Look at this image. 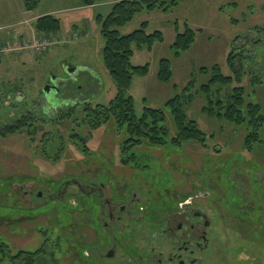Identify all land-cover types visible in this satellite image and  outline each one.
<instances>
[{
	"label": "rangeland",
	"instance_id": "374dc122",
	"mask_svg": "<svg viewBox=\"0 0 264 264\" xmlns=\"http://www.w3.org/2000/svg\"><path fill=\"white\" fill-rule=\"evenodd\" d=\"M34 1L36 7L30 15L53 12L60 31L43 35L51 42L46 55L32 49V39L21 53L0 55V128L26 113L36 120L30 122L33 127L0 138V241L11 254L34 253L44 246L47 255L53 252L57 264H99L96 252L83 246L86 229L79 219L76 184L87 172L94 177L91 174L97 168L120 167V136L111 128L90 133L73 119L58 122L57 117L77 104L106 106L114 98L116 90L103 66V40L96 18L105 17L117 0L83 7L78 0ZM23 8V0H0V37L17 31L30 17L21 14ZM142 23L148 24L147 33L160 31L164 41L151 51L133 53V66H149L147 76L133 78L129 91L136 117L144 107L163 109L165 101L179 94L192 76L199 85L206 83L208 77L198 74L201 67L217 65L223 75L231 76L226 59L232 47L245 48L241 54L251 58L245 63L240 86L245 90V102L259 105L264 114V83L249 85L252 76L264 81V0H182L166 13L142 11L118 32L128 35ZM175 23L180 32L186 24L197 35L190 50L177 59L171 51ZM162 59L171 62L168 84L157 80V64ZM66 66L74 73L68 74ZM51 77L57 91L44 94ZM233 87L238 85L221 88V93L212 94L213 100H225ZM199 100L196 98L187 116L207 135L205 147L194 142L144 146L135 151L144 169L133 173L129 168L124 175L117 170L112 175L119 189L132 183L140 187L145 182L148 190L155 191L167 181L173 196H180L182 189L214 192L220 198L214 207L227 216V223L214 215L208 249L201 255L203 264H264V128L259 132L262 143L250 152L243 150L245 127L205 116L201 112L204 103ZM166 126L172 136L169 118ZM84 148L89 153H83ZM64 182L68 185L65 196L48 199L43 205L42 200L23 193L41 190L44 197L48 190L55 196ZM239 199L245 203L242 211L226 215V206L236 205ZM90 226L92 230L96 227Z\"/></svg>",
	"mask_w": 264,
	"mask_h": 264
},
{
	"label": "trees",
	"instance_id": "16d2710c",
	"mask_svg": "<svg viewBox=\"0 0 264 264\" xmlns=\"http://www.w3.org/2000/svg\"><path fill=\"white\" fill-rule=\"evenodd\" d=\"M102 1L78 0L81 6H94ZM181 1L117 0L105 17L97 16L96 21L103 40V66L115 86V96L106 106H92L89 103L77 104L58 113V122L73 119L77 126H84L90 133H103L109 128L115 131L121 141L118 146V157L121 164L133 169V173H136V169L142 168V165L138 164V159L141 157L135 154V151L143 149L144 146L159 148L171 145L175 147L185 142H194L205 147L207 135L198 128L195 120L187 116L196 98L203 101L201 112L205 116L234 127H245L246 132L241 144L243 150L250 152L256 145L262 143L259 132L264 128V114L259 105L245 102V90L240 86L245 63L251 59L241 54L245 48L237 50L232 47L228 54L226 64L232 72L231 76L223 75L217 65L201 67L198 74L201 77H208L206 83L199 85L196 83L195 76H192L179 94L165 101L163 109L144 107L141 116L136 117L129 91L133 78L147 76L149 66L148 64L133 66L131 63L133 53L135 50L151 51L155 44L163 43L164 38L160 31L147 33V23H142L139 29L128 35H120L118 30L126 27L135 15L142 11L160 10L166 13ZM23 7L27 12L33 11L36 2L23 0ZM34 29L39 35H54L60 31V22L52 15H43L36 19ZM174 32L171 51L172 56L177 59L190 50L197 35L196 31L186 24L180 32L179 25L175 23ZM156 75L160 83H170L172 80L171 62L166 59L160 60L157 64ZM263 83L264 81L257 76H252L249 80L250 86L263 85ZM233 84L238 87H233L225 100L217 98L213 100L215 97L212 94H217L218 91L221 93V88L230 87ZM167 118L172 122L174 130L172 136L169 135V129L166 126ZM30 122H36L30 113L22 115L12 124L0 128V138L15 135L25 128L33 127ZM74 139L79 141L80 138L74 136ZM85 149L83 153H89ZM241 202L243 201L239 199L233 213L238 214V211H242L245 203ZM48 260L50 264L58 263L54 259L53 252L47 255L44 246L34 253L19 251L11 254L10 248L0 241V264H47Z\"/></svg>",
	"mask_w": 264,
	"mask_h": 264
},
{
	"label": "flooded vegetation",
	"instance_id": "af4514ba",
	"mask_svg": "<svg viewBox=\"0 0 264 264\" xmlns=\"http://www.w3.org/2000/svg\"><path fill=\"white\" fill-rule=\"evenodd\" d=\"M119 166L97 168L91 174L94 177H89L87 172L76 184L79 219L86 229L83 246L88 252H96L99 264H203L201 255L208 249L214 215L226 222L227 216L219 213L213 204L220 198L207 189L199 193L182 189L180 196L169 195L173 191H168L171 185L167 181H160L155 191L148 190L145 182L140 187L132 183L119 189L112 172L118 170L124 175L130 168L124 164ZM105 178L109 180L103 182ZM30 185L42 189L34 183ZM67 186L64 182L55 196L48 190L44 197L41 190L23 193L42 200L43 205L53 197L62 199ZM236 208V205L226 206V215ZM91 224L95 229L90 228Z\"/></svg>",
	"mask_w": 264,
	"mask_h": 264
},
{
	"label": "crops",
	"instance_id": "0c3cea01",
	"mask_svg": "<svg viewBox=\"0 0 264 264\" xmlns=\"http://www.w3.org/2000/svg\"><path fill=\"white\" fill-rule=\"evenodd\" d=\"M31 13H32V11L27 12L23 8L22 11H21V14L23 16L29 15L30 17L26 18L24 21H22V23L19 22L21 24L18 27L19 29L17 31L11 32V33H9L7 35L1 36L0 37V44L4 43L7 40H12L13 38H18V37H20L24 41H28L29 42L31 39L33 41V39L35 37L39 36V34H37L35 32V29H34V23H35L36 19L38 17H40V16H43V15H52L53 14V12H46V13H43V15L34 17V16L30 15ZM47 53H48V51L45 54L44 53L43 54L46 55ZM18 98H19L20 101L23 100L22 97H20V96Z\"/></svg>",
	"mask_w": 264,
	"mask_h": 264
},
{
	"label": "built area",
	"instance_id": "2783aa9c",
	"mask_svg": "<svg viewBox=\"0 0 264 264\" xmlns=\"http://www.w3.org/2000/svg\"><path fill=\"white\" fill-rule=\"evenodd\" d=\"M51 42L46 40L45 38L38 37L34 38L32 41V49L36 53H40L42 51H45L49 46ZM28 42L24 40H18V39H13V40H8L2 44H0V55H7L10 53H19L25 48L28 47Z\"/></svg>",
	"mask_w": 264,
	"mask_h": 264
},
{
	"label": "water",
	"instance_id": "95a60500",
	"mask_svg": "<svg viewBox=\"0 0 264 264\" xmlns=\"http://www.w3.org/2000/svg\"><path fill=\"white\" fill-rule=\"evenodd\" d=\"M65 70H66V72H67L68 74H72V73H74V72H73L74 69H71V68L68 67V66L65 67ZM54 80H55L54 77H51V78H50V84H47V85L45 86L44 90H43L44 94H48V93H50L51 91H57V90H56V86L53 84Z\"/></svg>",
	"mask_w": 264,
	"mask_h": 264
}]
</instances>
